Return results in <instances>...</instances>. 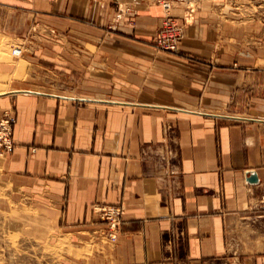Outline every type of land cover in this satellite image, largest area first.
Here are the masks:
<instances>
[{"label": "crops", "instance_id": "obj_1", "mask_svg": "<svg viewBox=\"0 0 264 264\" xmlns=\"http://www.w3.org/2000/svg\"><path fill=\"white\" fill-rule=\"evenodd\" d=\"M161 1L131 2L112 31L114 15L70 32L60 19L58 47L32 31L34 10L12 30L19 6H0V34L23 40L28 72L78 80L71 94L0 97L16 118L4 175L73 234L82 251L65 264H264V16L197 0L186 17L175 1L172 16L189 23L172 52L155 45ZM8 64L0 71L16 70ZM96 204L123 206L115 240Z\"/></svg>", "mask_w": 264, "mask_h": 264}, {"label": "rangeland", "instance_id": "obj_2", "mask_svg": "<svg viewBox=\"0 0 264 264\" xmlns=\"http://www.w3.org/2000/svg\"><path fill=\"white\" fill-rule=\"evenodd\" d=\"M133 1L138 0H0V6L3 3L19 6L16 13L14 10L8 12L7 18L12 30L20 29L28 21L27 8L34 10L35 19L32 31L35 35L50 33V45L58 47V34L61 33L58 23L60 19L69 23L66 31L70 32L75 31L70 24H97L98 21L103 26L106 25L104 24L106 19L114 15L115 23L109 25L112 31L118 29L117 22L123 14L130 10V3ZM175 1L185 7L186 17H192L197 7V0L161 1L168 14L166 17H171L181 26L184 38L189 21L184 18L181 23L178 17L172 16L171 4L176 5ZM224 1L228 3L227 12L231 14L233 12L232 15L237 12V15L242 13L243 15L264 16V0ZM235 1L241 6L238 8L234 6ZM165 4H170V7L166 8ZM245 5H253V8H245ZM47 15L52 17L49 18ZM64 30L63 27L62 32ZM66 40L68 47H76V42L77 46L83 44L71 38ZM23 43L22 39H14L8 33L0 34V64L9 63L13 65L12 67L16 65L15 71H0V91L29 87L71 94V91L67 89L78 82L75 78L77 73L64 70V68V71H59L60 69L57 68V70L56 67H53L54 70L56 69L54 72L48 70L44 72L42 68L32 73L28 72L27 67L30 64L26 59L27 49L25 50L22 46ZM25 43L33 45L31 41H25ZM83 46L90 45L84 43ZM15 49H21V51L24 49V53L14 54ZM9 99H0V123L7 114H12L10 107H7ZM4 172V165L0 162V264H65L66 257L80 255L82 250L75 248L73 234L65 235L64 232H60L58 218L51 213L50 208L42 201L16 189L11 179L5 177Z\"/></svg>", "mask_w": 264, "mask_h": 264}, {"label": "built area", "instance_id": "obj_3", "mask_svg": "<svg viewBox=\"0 0 264 264\" xmlns=\"http://www.w3.org/2000/svg\"><path fill=\"white\" fill-rule=\"evenodd\" d=\"M166 8L170 4H165ZM183 38V29L171 17H166L163 20L162 26L158 31L155 45L158 49L176 52L179 50L180 41ZM21 49H15L14 54L20 55ZM16 118L13 114H7L0 123V154H8L14 150L15 144L12 140L13 124ZM94 212L101 216L102 221L107 223L109 237L112 240L117 238V235L123 224L124 208L121 204L104 205L96 204L93 207Z\"/></svg>", "mask_w": 264, "mask_h": 264}, {"label": "bare ground", "instance_id": "obj_4", "mask_svg": "<svg viewBox=\"0 0 264 264\" xmlns=\"http://www.w3.org/2000/svg\"><path fill=\"white\" fill-rule=\"evenodd\" d=\"M15 51V50H14ZM21 52V50H20ZM14 90H20V89H11V90H1L0 91V96L5 95V94H14ZM23 90V89H22ZM34 91V90H33Z\"/></svg>", "mask_w": 264, "mask_h": 264}, {"label": "water", "instance_id": "obj_5", "mask_svg": "<svg viewBox=\"0 0 264 264\" xmlns=\"http://www.w3.org/2000/svg\"><path fill=\"white\" fill-rule=\"evenodd\" d=\"M250 180L253 181V182L257 181V180H258V176H257V174L253 173V174L251 175V177H250Z\"/></svg>", "mask_w": 264, "mask_h": 264}]
</instances>
